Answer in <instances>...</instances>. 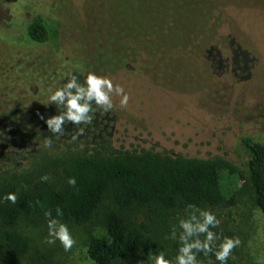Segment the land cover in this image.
<instances>
[{
    "label": "rangeland",
    "instance_id": "obj_1",
    "mask_svg": "<svg viewBox=\"0 0 264 264\" xmlns=\"http://www.w3.org/2000/svg\"><path fill=\"white\" fill-rule=\"evenodd\" d=\"M58 2L59 8L55 7L57 0L34 1L40 10H54L48 21L53 39L41 46L17 50L27 52L28 59L18 58L15 63L23 62L26 67L37 64L41 68L30 78L35 81V86H29L34 96L25 97L26 104L18 99L0 105V169L16 164L21 170H29L44 160L49 162L45 173L48 182H54L69 153L90 155L112 148L153 150L205 160L218 157L248 175L249 152L241 139L248 137L264 143V58L259 54L264 52V44L249 46L254 51L252 55L244 50L236 52L224 39V50L209 54L199 45L168 35L170 62L163 69L156 66L158 71L152 77L142 73L133 59L128 58L126 63L114 49L116 44L131 43L127 39L136 32L130 21L124 24L105 15L104 11L111 12L107 0ZM137 2L152 5L155 0ZM30 17L31 13H26L15 18L7 1L0 0V27L8 32L18 33L19 23ZM1 52L2 49L0 59ZM72 56L76 63L69 70L68 64L61 66L66 60L74 62ZM45 64L47 67H42ZM114 70L118 71L107 74ZM90 72L123 87L129 97L127 106L121 107L120 97L113 94L114 108L110 113L97 112L91 125L69 124L62 135H53L38 115H59L61 109L54 103L45 108L50 92L61 87L70 74L83 77ZM47 138L50 143H46ZM244 183L241 181L237 189ZM237 198L233 207L208 209L221 222L214 231L241 240L228 264H264V215L254 206L252 192L243 189ZM190 213L177 216L166 226L162 224V239L148 241V249L136 264H150L149 257L161 252L166 259L176 256L177 241L170 238L171 231L179 219ZM67 225L77 241L70 252H65L58 241L55 245L44 243L47 222L33 226L21 221L18 229L30 239L31 251L16 264H32L42 256L50 257V264H92L87 256L89 237L103 235L104 231L94 225Z\"/></svg>",
    "mask_w": 264,
    "mask_h": 264
},
{
    "label": "trees",
    "instance_id": "obj_2",
    "mask_svg": "<svg viewBox=\"0 0 264 264\" xmlns=\"http://www.w3.org/2000/svg\"><path fill=\"white\" fill-rule=\"evenodd\" d=\"M5 1L15 18L26 13H31V17L19 23L18 33L0 27V105L18 99L26 104L25 97L34 96L29 86H35V81L30 78L41 66L15 63L18 58L28 59L27 52L17 50L41 46L53 39L48 21L54 10L35 7L34 1L42 0ZM107 1L111 12L104 11L105 15L124 24L130 21L136 32L127 39L131 43L116 44L114 49L126 63L128 58L133 59L142 73L152 77L158 71L156 66L163 69L170 62L168 35L199 45L209 54L224 50V39L236 52L244 50L252 55L255 54L249 46L264 44V0H155L152 5L137 0ZM59 5L57 0L55 7ZM259 54L264 58V52ZM71 59L74 62L66 60L61 66L68 64L69 70L76 63L74 56ZM241 144L249 152L248 175L218 157L205 160L153 150L112 148L90 155L69 153L54 182L40 179L48 161L29 170H21L16 164L2 168L0 198L15 193L17 200L15 204L0 201V263L16 264L27 258L30 239L18 225L25 221L41 226L47 222L45 211H51L53 218L65 224L94 225L104 231L103 235L89 237L87 256L92 264H136L148 249V241L162 239V224L166 226L177 216L190 213L189 205L207 210L233 207L243 189L252 192L254 206L264 215V143L243 137ZM70 177L77 181L75 188L68 184ZM241 181L245 188L237 189ZM58 207L63 211L62 217L56 215ZM174 248L177 254V243ZM198 257L208 264L202 253ZM41 263L50 264V257L42 256L32 264Z\"/></svg>",
    "mask_w": 264,
    "mask_h": 264
},
{
    "label": "clouds",
    "instance_id": "obj_3",
    "mask_svg": "<svg viewBox=\"0 0 264 264\" xmlns=\"http://www.w3.org/2000/svg\"><path fill=\"white\" fill-rule=\"evenodd\" d=\"M113 94L120 97L121 107L127 106L129 97L124 88L114 85L108 77L94 72L83 77L73 73L66 78L61 87L55 88L48 96L49 103L45 105V108L54 103L56 108L61 109L59 115L48 118L39 113L38 115L44 120L49 132L53 135H62L66 125L78 127L91 125L97 112L110 113L114 108ZM50 142V138H47L46 143ZM40 179L46 182L49 177L44 175ZM68 184L75 188L77 181L74 177H70ZM16 200L15 193H7L0 198V201H9L12 204H15ZM37 203L39 204V201ZM189 208L192 211L188 217L179 219L178 225L171 231L170 238L178 244L176 256L166 259L163 252L154 254L149 257L150 264H203V260L198 259L201 253L208 264H215V262L228 264L233 250L241 245L240 238L223 236L222 233L213 231L218 229L221 223L214 212L194 205H189ZM44 215L48 229L44 243L55 245L58 241L65 252H70L77 241L68 225L60 219L53 218L51 211H45ZM56 215L63 216V211L59 207L56 209Z\"/></svg>",
    "mask_w": 264,
    "mask_h": 264
}]
</instances>
